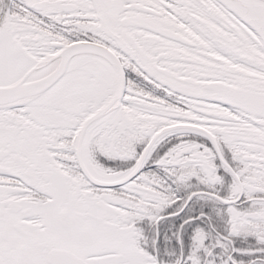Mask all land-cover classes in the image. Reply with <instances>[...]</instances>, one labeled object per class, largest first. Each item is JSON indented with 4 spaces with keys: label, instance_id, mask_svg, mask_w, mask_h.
Here are the masks:
<instances>
[{
    "label": "snow or ice",
    "instance_id": "6c2138e0",
    "mask_svg": "<svg viewBox=\"0 0 264 264\" xmlns=\"http://www.w3.org/2000/svg\"><path fill=\"white\" fill-rule=\"evenodd\" d=\"M0 264H264V0H0Z\"/></svg>",
    "mask_w": 264,
    "mask_h": 264
}]
</instances>
